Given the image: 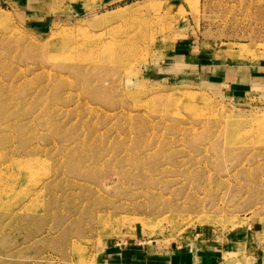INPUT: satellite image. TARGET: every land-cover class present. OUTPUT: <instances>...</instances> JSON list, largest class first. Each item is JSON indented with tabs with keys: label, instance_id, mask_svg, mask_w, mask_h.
<instances>
[{
	"label": "rangeland",
	"instance_id": "1",
	"mask_svg": "<svg viewBox=\"0 0 264 264\" xmlns=\"http://www.w3.org/2000/svg\"><path fill=\"white\" fill-rule=\"evenodd\" d=\"M237 231L264 248V0H0V264Z\"/></svg>",
	"mask_w": 264,
	"mask_h": 264
},
{
	"label": "crops",
	"instance_id": "2",
	"mask_svg": "<svg viewBox=\"0 0 264 264\" xmlns=\"http://www.w3.org/2000/svg\"><path fill=\"white\" fill-rule=\"evenodd\" d=\"M247 234H228L220 242L205 246L186 242L157 250V242L146 249L142 246H114L106 255L105 264H264V248L249 247ZM254 250L248 254V250ZM245 257V259H244Z\"/></svg>",
	"mask_w": 264,
	"mask_h": 264
},
{
	"label": "bare ground",
	"instance_id": "3",
	"mask_svg": "<svg viewBox=\"0 0 264 264\" xmlns=\"http://www.w3.org/2000/svg\"><path fill=\"white\" fill-rule=\"evenodd\" d=\"M3 154H6L7 155V152L6 153L4 152Z\"/></svg>",
	"mask_w": 264,
	"mask_h": 264
}]
</instances>
